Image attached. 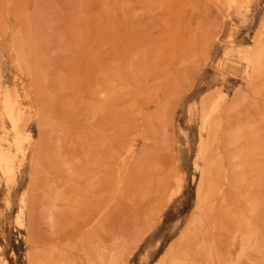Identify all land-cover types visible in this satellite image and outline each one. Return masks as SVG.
Listing matches in <instances>:
<instances>
[{"label":"rangeland","instance_id":"rangeland-1","mask_svg":"<svg viewBox=\"0 0 264 264\" xmlns=\"http://www.w3.org/2000/svg\"><path fill=\"white\" fill-rule=\"evenodd\" d=\"M0 264H264V0H0Z\"/></svg>","mask_w":264,"mask_h":264}]
</instances>
